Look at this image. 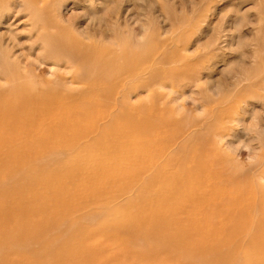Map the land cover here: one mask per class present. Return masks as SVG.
<instances>
[{"label": "bare ground", "instance_id": "1", "mask_svg": "<svg viewBox=\"0 0 264 264\" xmlns=\"http://www.w3.org/2000/svg\"><path fill=\"white\" fill-rule=\"evenodd\" d=\"M7 1L0 2V79L5 81L0 85V175L15 179L0 188V264H41L43 254L55 256V264H63L65 256L84 264L93 254L77 233L73 244L70 237L53 250L54 239H47L43 228L61 221V215L125 193L110 213H96L101 228L111 225L135 244L150 240L164 249H181L190 261L236 264L233 255L242 249L239 264H264V201L244 192L240 182L216 180L215 158L198 147L175 151L163 161L166 119L133 114L124 103L111 112L103 102L118 95L115 81L121 72L122 78L131 76L130 56L121 55L122 64L116 57L101 61L90 41L94 37L84 29L69 32L59 17L60 29L39 35L36 41L43 44L30 59L33 45L23 48L15 35L1 29L21 12ZM31 15L37 19L35 11ZM34 59L55 75L47 84L32 76L43 69L32 66ZM55 67L72 72L55 74ZM177 153L180 157L173 159ZM32 240L39 242L38 250L30 249ZM10 248L28 252L8 260L4 252ZM140 253L146 258L149 252L141 248Z\"/></svg>", "mask_w": 264, "mask_h": 264}, {"label": "rangeland", "instance_id": "2", "mask_svg": "<svg viewBox=\"0 0 264 264\" xmlns=\"http://www.w3.org/2000/svg\"><path fill=\"white\" fill-rule=\"evenodd\" d=\"M10 2L21 12L14 23L1 29L15 35L23 48L33 45L30 59L38 56L40 51L35 48L43 44L36 41L38 36L60 29L59 17L69 32L84 29L94 37L90 41L100 50L101 61L116 57L122 64L121 55L128 54L131 76L122 78L121 72L115 81L118 95L103 99L111 105V112L119 111L124 103L133 114L166 119L163 161L175 151L198 147L215 158L216 180L240 182L244 192L264 201V0H10L7 4ZM33 11L37 19H33ZM54 60L47 59L49 64ZM35 61L32 66L43 69L39 76H32L39 84H47L55 75L50 74L49 65ZM67 69L52 70L69 75L72 69ZM4 82L0 79V85ZM178 153L173 159L180 157ZM185 153L192 157L189 151ZM142 177L146 179V174ZM14 179L2 173L0 188ZM127 195L61 215V221L48 223L43 234L54 239V250L70 237L72 243L77 233L93 254L85 257L84 264H208L186 260L181 249H164L150 240L135 244L113 232L111 225L101 228L96 213H110L111 206L122 204ZM153 244L152 251L147 249ZM141 248L149 252L143 255L146 258L141 257ZM30 249L38 250L39 242L32 240ZM27 252L10 248L4 254L13 260ZM233 256L239 264L242 249ZM54 257L43 254L39 258L41 264H55ZM63 264L73 261L65 256Z\"/></svg>", "mask_w": 264, "mask_h": 264}]
</instances>
